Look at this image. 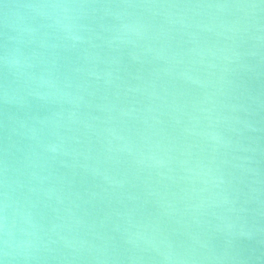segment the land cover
<instances>
[{
	"label": "water",
	"instance_id": "water-1",
	"mask_svg": "<svg viewBox=\"0 0 264 264\" xmlns=\"http://www.w3.org/2000/svg\"><path fill=\"white\" fill-rule=\"evenodd\" d=\"M0 264H264V0H0Z\"/></svg>",
	"mask_w": 264,
	"mask_h": 264
}]
</instances>
